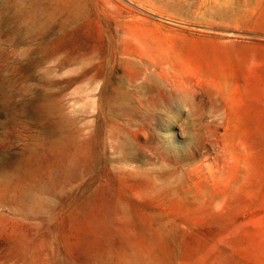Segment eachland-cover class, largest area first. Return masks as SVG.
Listing matches in <instances>:
<instances>
[{"label": "rangeland", "instance_id": "obj_1", "mask_svg": "<svg viewBox=\"0 0 264 264\" xmlns=\"http://www.w3.org/2000/svg\"><path fill=\"white\" fill-rule=\"evenodd\" d=\"M0 264H264V0H0Z\"/></svg>", "mask_w": 264, "mask_h": 264}, {"label": "bare ground", "instance_id": "obj_2", "mask_svg": "<svg viewBox=\"0 0 264 264\" xmlns=\"http://www.w3.org/2000/svg\"><path fill=\"white\" fill-rule=\"evenodd\" d=\"M34 46V45H33ZM80 53H82V52H80ZM103 57H104V55H103ZM102 57V58H103ZM103 60V59H102ZM76 79V78H75ZM138 81V80H137ZM140 81H141V79H140ZM63 82V81H62ZM85 82V81H84ZM137 83V82H136ZM158 94V93H157ZM12 106V105H11ZM26 124V123H25ZM26 126V125H25ZM30 139V138H29ZM121 152V151H120ZM120 154H122V153H120Z\"/></svg>", "mask_w": 264, "mask_h": 264}]
</instances>
